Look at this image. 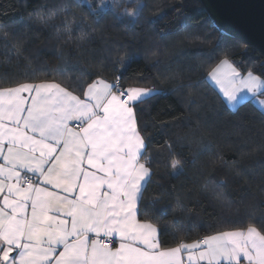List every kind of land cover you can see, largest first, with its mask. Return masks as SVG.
Returning a JSON list of instances; mask_svg holds the SVG:
<instances>
[{"label":"snow or ice","instance_id":"snow-or-ice-1","mask_svg":"<svg viewBox=\"0 0 264 264\" xmlns=\"http://www.w3.org/2000/svg\"><path fill=\"white\" fill-rule=\"evenodd\" d=\"M127 2L135 7L117 11ZM75 3L86 6L97 23L111 11L133 27L146 6L143 0H100L98 7L93 0ZM34 21L54 29L65 45L80 48L91 37L71 3L52 5ZM7 35L0 34V66L13 64L14 57L18 68L28 57ZM137 59L117 56L113 79L101 71L74 84L68 78H40L35 71L21 77L14 68L0 69V264H264V217L234 220L231 227L189 242L177 239L180 233L191 235L188 228L170 230L161 222L171 207L161 203L167 192L145 198L157 173L151 136L138 110L169 90L141 86L143 73L125 77ZM206 79L231 108L251 99L264 111V77L251 69L242 72L227 49ZM167 147L168 175H185L182 159L171 143ZM222 183L208 179L203 190L231 203L217 187ZM172 210L193 212L179 198ZM169 235L175 244L169 245Z\"/></svg>","mask_w":264,"mask_h":264},{"label":"trees","instance_id":"trees-1","mask_svg":"<svg viewBox=\"0 0 264 264\" xmlns=\"http://www.w3.org/2000/svg\"><path fill=\"white\" fill-rule=\"evenodd\" d=\"M143 2V16L133 27L121 23L111 11L97 23L89 9L75 0H0V34H8L9 44H21L28 57L18 68L13 57V64L0 69L14 68L21 77L35 71L40 78H68L74 84L77 78H94L87 73L101 71L113 79L115 57L138 55L125 77L143 73L141 84L169 90L168 95L146 100L138 110L140 124L147 125L145 132L151 136L149 151L157 173L145 198L167 192L161 203L171 205L161 222H168L170 230L188 228L191 235L180 233L177 239L190 241L231 227L234 220L264 217V114L250 100L238 109L228 107L206 79L226 49L242 72L251 69L260 76H264V55L219 28L199 0ZM58 3H71L77 19L84 18L91 37L80 48L63 44V36L58 38L54 29L34 21L38 13ZM99 4L100 0H93V7ZM124 7L135 4L124 3L117 11ZM58 67L67 71H52ZM192 81L199 83L188 87ZM166 142L182 159L185 175L175 179L168 175L171 155ZM208 179L223 181L217 187L231 203L203 190ZM177 198L193 209L190 215L172 210ZM175 243L169 235V245Z\"/></svg>","mask_w":264,"mask_h":264},{"label":"water","instance_id":"water-1","mask_svg":"<svg viewBox=\"0 0 264 264\" xmlns=\"http://www.w3.org/2000/svg\"><path fill=\"white\" fill-rule=\"evenodd\" d=\"M225 33L264 55V0H199Z\"/></svg>","mask_w":264,"mask_h":264},{"label":"rangeland","instance_id":"rangeland-1","mask_svg":"<svg viewBox=\"0 0 264 264\" xmlns=\"http://www.w3.org/2000/svg\"><path fill=\"white\" fill-rule=\"evenodd\" d=\"M260 98H261V99H264V96H261ZM250 101H251V103H252L256 108H258V109L264 114V111H262L261 106L258 105V104H256L255 100H251V99H250ZM225 103H226V102H225ZM226 104H227V103H226ZM227 106L229 107L228 104H227Z\"/></svg>","mask_w":264,"mask_h":264},{"label":"crops","instance_id":"crops-1","mask_svg":"<svg viewBox=\"0 0 264 264\" xmlns=\"http://www.w3.org/2000/svg\"><path fill=\"white\" fill-rule=\"evenodd\" d=\"M244 73H246V72H244ZM257 75V74H256ZM262 77H264V76H262ZM208 82L217 90V92L219 93V90L216 88V86L214 85V83H212L210 80H208ZM141 86H146V87H151V86H148V85H146V84H141ZM220 94V93H219ZM220 96H221V94H220ZM222 97V96H221ZM222 99H223V97H222ZM224 100V99H223ZM229 107L231 108V106L229 105ZM191 241V240H190ZM189 241V242H190Z\"/></svg>","mask_w":264,"mask_h":264}]
</instances>
